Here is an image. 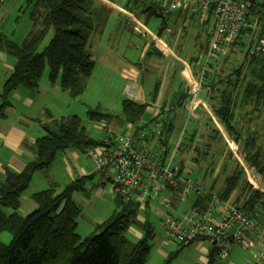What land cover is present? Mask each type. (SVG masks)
<instances>
[{"label":"trees","instance_id":"trees-1","mask_svg":"<svg viewBox=\"0 0 264 264\" xmlns=\"http://www.w3.org/2000/svg\"><path fill=\"white\" fill-rule=\"evenodd\" d=\"M28 3L32 5V27L25 40L16 44L0 39V46L16 61L1 95L2 116L11 105L10 96L14 91L39 87L46 67L49 68L52 83L59 79L63 91L74 98L82 96L95 68L94 56L89 48L91 35L94 32L100 35L104 33L112 12L111 7H98L95 0H28ZM262 8L263 0H251L247 19H259L261 24ZM144 11L147 19L151 16L162 18L163 25L159 34L168 29L167 18L172 15L171 12L180 11L190 16L188 8L169 10L164 8L163 2L151 3ZM260 24L254 31L244 28L224 56L217 53L210 59L207 45L206 66H212L215 60L226 61V57L236 47L240 48L244 59L226 80H220L221 87L212 81H206L210 82V87L205 85L208 91L219 92V104L214 106V113L234 141L243 144L252 176L257 180L264 177V152L262 148H256L253 136L249 135L243 140L237 123L240 119L239 110L253 105L254 110L258 111L264 105V54L251 53L260 36ZM51 32L53 37L45 49L40 51L41 44ZM208 37L210 41V35ZM157 94L156 88L155 98ZM147 107V104L135 100H125L122 104L124 121L138 124ZM88 117L99 122L112 118L109 113L99 109L90 110ZM43 127L46 135L36 141V159L29 162L21 172L7 169L6 178L0 184V235L4 232L12 235L10 244L0 242V264H146L151 252L148 238L153 237V231L149 223L139 222L138 213L142 204L137 199L130 202L117 199L118 211L97 224L93 234L85 238L77 233L82 210L73 198L74 193L84 191L83 180L72 182L61 192L53 187L33 194L32 200L37 207L25 216L19 213L22 195L30 186L34 174L50 168L59 152L67 149H92L102 144L91 137L76 115L52 120ZM241 178L242 172L234 171L226 178L216 196L223 202L238 206L263 224L264 191L261 186L254 184L255 188L251 184L244 190V200L238 196L235 202L231 201ZM166 187L174 190L168 185ZM4 209H11L13 213L7 214ZM135 225L146 231V237L137 241L128 237L129 230ZM175 256V253L170 254L165 264H170ZM208 264H216L214 248L211 249Z\"/></svg>","mask_w":264,"mask_h":264},{"label":"rangeland","instance_id":"rangeland-1","mask_svg":"<svg viewBox=\"0 0 264 264\" xmlns=\"http://www.w3.org/2000/svg\"><path fill=\"white\" fill-rule=\"evenodd\" d=\"M105 1L110 3L107 4ZM162 2L163 0H95V4L98 7H111L112 12L110 13L107 28L110 30L109 34L113 30L112 33H114V36L110 38L109 44L105 42L100 44L99 41H101V39L104 40L105 37H102V35L96 32L91 35L89 48L94 56L95 68L88 79L86 91L82 96L76 98L65 91L64 93L62 92L63 97L65 96L63 100L67 102L64 101L63 103L65 105L62 106H57L52 102L51 105L48 106L50 107L49 112L51 115H60V117L64 116L66 118L69 116L67 114L68 112L71 113V115H76L81 119L82 126L86 128L91 137L99 141L104 132L98 130L101 122L93 121L88 117L90 110L99 109L101 111L103 110L105 113L121 115L122 104L125 100H135L138 96L149 99L154 96L158 83L164 85L165 82L167 83V80L170 79L172 81L177 80L179 83V72L183 73L184 70L183 60L188 59L187 61H189L192 57H199V61H201V44H209L208 30L200 27L197 22L187 14L185 18L182 16L183 20L179 19V23L175 25L177 18L171 15L167 18L168 28L175 29L174 34L169 36L168 31L159 34L163 25L162 18L151 16L147 19V14L144 10L151 5V3ZM31 10L32 5L28 3V0H3V2H0V39L21 44L32 27L30 20ZM173 14H176V11ZM138 29H140L139 32H137ZM198 34H201L202 37L198 38ZM203 35L205 37H203ZM159 36L162 37L161 39L165 40L170 48L162 47L164 48V50H162L160 47L156 46ZM52 37L53 32L49 33L43 41L40 46V51L45 49ZM172 41H176L177 46H172ZM146 45L150 48L151 45L154 46V49L151 50L152 55L142 56V51ZM112 51H114L115 57L112 56L108 58ZM150 56H152L151 60ZM123 57L128 58L135 65L128 66L125 64ZM226 59V61H212L213 65H209L210 67L208 66L203 74L199 73V75H195L196 78L192 80V88L195 89L194 95L199 93L202 89L208 90L210 82L206 81H212L213 84L215 83L214 85L221 87L220 80H226L228 75L240 65L244 59V54L240 51L239 47H236ZM168 61H170L169 65L171 62L175 63V69H171L170 66L166 68ZM105 62L120 67L119 70L115 67L120 75L118 76L117 71L114 69H110V67L106 68ZM153 62H155L157 66H155ZM202 63L204 64V60L201 61V64ZM123 67H125V69H122ZM177 68H179V70ZM175 71L179 76H177ZM5 72L6 69L0 62V80L4 77ZM44 74V76L48 75L49 80L48 67H46ZM43 78L40 80V91L44 89ZM49 81L45 84H48ZM55 83H57V81ZM1 85L2 84H0V88ZM205 85H208V87ZM218 95L219 92L217 90L209 91L208 98L210 104L208 103L206 106L208 116L204 123L206 125V129H204L205 133L196 136L197 140L194 145V147H196L192 150H189L187 147L191 144V135L199 128V122L196 126V124H194V117L192 116L197 114L201 109L200 107L203 105L195 98L193 102L187 100L184 106L179 110V112L184 114L183 119L178 124L183 134L180 132L176 135H185V141L179 153L177 152L174 156L175 161L173 165L183 163V177L194 182L202 189L203 193L202 195H197L196 189L194 190V188H192L188 191L187 198L183 199L181 194L183 191L178 192L173 199L175 204H177L174 210L172 209L173 207L170 209L161 205L162 194L153 196V198L149 200L150 205L147 210H139L138 218L143 217L147 219L153 231V237L148 238L151 252L146 264H165L168 258L162 255L161 250L168 251L169 254H176L170 264H190L191 258L187 256V253L189 250H192L193 247L181 249L178 244L169 241L162 221L165 215L168 214L175 218H182L190 212L196 199L199 196H205L206 192L211 189H214L216 192L214 194L218 195V192L225 184L226 178L231 176L234 171L238 170L242 172V178L238 189L231 198L232 202H235L238 196H241L244 200L246 194L244 190L251 184H255L257 187L261 186V189L264 191V177L257 180L252 176V170L250 164L246 160L243 144H237L234 141L233 137L227 132L214 113V106L219 104ZM43 100L44 97L40 102ZM238 113L240 119L238 120L237 126L243 134V140L249 135L253 136L256 148L260 147L264 152V105L258 111L254 110L253 105H247L242 110H239ZM47 119L46 117L42 118L45 122H47ZM162 119L165 118L162 117ZM146 121H148V119H146ZM81 180H83V188L85 187V191L88 190L89 192L83 193L85 191H80L74 193V195L81 194L79 196L84 195L87 196L88 199H91V205L80 206L82 213L78 218L79 227L77 233L81 235L82 238H85L92 235L94 231V229L90 228V219L103 217L105 215L104 219L107 220L118 211V208L116 200L111 194V184H101L100 173L95 174L93 178ZM111 206H113L114 209L109 212V214H106ZM262 220L264 225V219ZM134 229L142 233V238L146 237V231H142L143 229L140 226L135 225ZM7 234L10 235V241L4 244H10L12 241V235L10 233ZM128 237L133 241L137 240L136 237L130 233ZM253 250L256 253L259 251V248L256 247ZM246 258L252 259L251 261L256 260H254L251 254H247ZM217 262H219V260Z\"/></svg>","mask_w":264,"mask_h":264},{"label":"crops","instance_id":"crops-1","mask_svg":"<svg viewBox=\"0 0 264 264\" xmlns=\"http://www.w3.org/2000/svg\"><path fill=\"white\" fill-rule=\"evenodd\" d=\"M171 13L173 17L175 16L177 18L175 25L179 23V19L183 20L182 16L184 18L186 17V14L180 11L176 12V14H173L175 12H171ZM107 27L108 24L106 26L104 33L102 34V37H105V39L104 40L101 39V41H99L100 44L104 42L109 44L110 38L114 36V33H112L113 30L109 34L110 30H108ZM139 31L140 29L137 30V32ZM165 31H168L169 33L168 35L172 36L175 32V29L169 27ZM198 35H199L198 38L202 37L201 34ZM203 37L205 36L203 35ZM161 38L162 37L160 36L157 38L158 44L156 46L160 47V49L162 50H164V48H170L169 45H167V43L165 42V40ZM171 44L174 47L177 46L176 41L174 42L172 41ZM201 46H202V52L200 51V53L202 54V56L200 57V60L201 61L204 60V64L203 63L201 64V61H199V57H192L189 59V61H187L188 59L183 60L184 70L183 73L179 72L180 74V77H178L180 78L179 83L177 82V80L172 81L171 79L167 80V83L165 82L164 85L158 83L157 84L158 94L156 98L154 94V96L150 97L149 99L140 96H138L135 99V101L148 105L146 113L143 116L141 122L132 125L124 121V117L122 114L113 115L111 113L109 114L112 116V118L103 122L107 123L111 127V129L116 133H130L134 139L135 147L140 152L147 155L149 158H154L157 153L161 152L163 154L164 160L173 157L175 161L174 156L176 155L177 152L179 153V150L182 148L183 142L185 141V135L184 136L176 135L180 132L181 134H183L178 124L183 119L184 114L182 112H179V110L184 106L187 100H191L193 102V100L196 98V100L200 101L203 106L200 107L201 109L197 114L192 116L194 117L195 120L194 124H196V126L199 122L198 124L199 128L196 131H194V134L191 135L192 140L190 146H188V149L192 150L193 148H195L196 146L194 147V145H195V141L197 140L196 136L198 134L205 133L204 129H206V125L204 123L206 122V118L208 116L207 114L208 112H206V106L208 103L210 104L208 98L210 90L208 91L207 89L205 90L202 89L199 93L194 95L195 89L192 88V80L196 78L195 75H199V73L203 74V70L208 68V66H206L208 47L207 44L206 45L201 44ZM153 47H154L153 45H151V48L149 46L147 47L146 45L141 55L142 56L143 55L149 56L150 54L152 55L151 50L154 49ZM112 56L115 57L114 51L111 52L108 58ZM123 59L125 61V64H127L128 66L135 65L128 58L123 57ZM151 59L152 56H150V60ZM0 62L3 64V67H5L6 69V72L4 73V77L0 80V84H2L0 88V108H1V104H2L1 95L3 92V88L5 82L12 74L16 63L13 57L7 55L5 49L2 48V46H0ZM169 62L170 61H168V64H166V68H169L170 66L171 69L172 68L175 69L174 68L176 67L174 66L175 63L171 62L169 65ZM104 64L106 68L110 67V69L112 68L115 71H117V69L119 70L120 68L117 67L116 65L108 64L107 62H105ZM153 64L157 66L155 62H153ZM115 67H117V69ZM122 69H125V67H123ZM177 69L179 70V68ZM117 73L119 76L120 74L118 71ZM176 74L177 76H179L177 72ZM44 75H43L44 78L42 77L43 86H44L43 91H40L41 90L40 84L37 89H33V90L19 88L16 91H14L10 96L11 105L5 110L4 116H2L0 112V184L6 178L7 169L12 170L14 172H21L29 162L36 159L37 157V153L35 151L36 141L40 137L46 135V130L44 129L43 125L48 124L55 119L66 118L64 116L60 117V115L53 116L49 112L50 107L48 106H50L52 102L57 106H62L65 105L63 102L66 100H63L65 96L63 97L64 91L60 86V80L58 79L57 83L52 84L49 81L50 79L48 80V75L46 76ZM47 81H49V83L45 84L47 83ZM43 97L44 100L40 102V100ZM67 114L69 115L67 117L74 116L71 115V113L69 112ZM44 116L48 118L47 122L42 120V118H45ZM162 117H164L166 120L162 119ZM146 119H148V121H146ZM98 130L101 131L100 128ZM159 131H161V134H158ZM107 137H108L107 134L103 133L102 138L99 139V141L103 142ZM90 150L91 149H67L65 151H61L58 153L54 163L50 168H48L47 170L37 171L33 176L30 186L22 195L21 208L19 210V213L22 216H25L31 213L37 207L36 203L32 200L33 194L37 193L36 190H42V189L46 190L56 187L57 191L61 192V190H63L70 183L85 178H93L97 173H100L101 184L109 183V181L100 172V170H98L94 160L90 157ZM172 168L178 172V175L182 179L188 180L185 179L182 174L184 170L183 163H179L177 165L172 164ZM182 185L184 184L183 183L180 184L172 191L166 187L164 182L160 181L157 184V190L159 191L158 196L161 194L163 195L161 199V203L164 198H169L171 200L170 209L173 207L172 209L174 210L177 204H175L173 199L175 198V194H177L178 192H182ZM84 191H85V187H84ZM88 192L89 191L86 190L83 193H88ZM202 193H198L197 195H202ZM214 193H216L214 189H211L210 191L206 192L205 196H199L196 199L193 206L191 207V209L194 206L207 207L211 203L212 201L211 195H213ZM111 194L114 197L112 192ZM79 195L81 194L74 195V201L79 207L80 206L82 207L84 205H88V206L91 205V199H88V197L84 196L83 194H82L83 196H79ZM152 198L153 197H149L143 193H139L135 199L141 202L142 205L140 209L146 211L148 206L150 205L149 200H151ZM114 199L117 200L115 197ZM113 209L114 207L111 206L110 210H108L106 214H109V212H111ZM215 209H216L214 211L216 213L215 215L219 219L221 216L220 211L222 207L221 205H217ZM4 210L6 211L7 214L13 213V210L11 209H4ZM104 216L90 219L91 222L90 228L95 229V226L97 224L104 222L105 221ZM138 220L141 223H146V222L149 223L148 220L143 217L138 218ZM78 227H79V223H78ZM7 233L8 232H4L0 235V242L7 243L8 241H10V235ZM129 233L135 236L137 240H140L142 238V233L136 231L134 227H132L129 230L128 234ZM187 247H193V249L189 250V252L187 253V256L191 258L190 264L209 263L210 252L212 249L211 246L207 244L195 243ZM256 247L259 248L257 237L253 234L248 235L246 237L244 245L240 244L234 246L230 256L224 261L217 262L218 260L216 259V264H247L248 262H253L251 261L252 259L246 257L247 254L249 255L251 254L254 257V260L257 259V256L260 251L255 253L253 249ZM161 253L163 256L167 258L170 255L168 251L165 250H161Z\"/></svg>","mask_w":264,"mask_h":264},{"label":"built area","instance_id":"built-area-1","mask_svg":"<svg viewBox=\"0 0 264 264\" xmlns=\"http://www.w3.org/2000/svg\"><path fill=\"white\" fill-rule=\"evenodd\" d=\"M250 2L251 0H163V6L169 10L188 8L192 19L208 30V57L211 59L217 53L224 56L244 28L253 31L258 28L259 19H247ZM262 12L260 36L251 52L253 55L264 54V0ZM99 128L108 137L100 146L90 150V157L111 184L116 199L130 202L138 193L149 197L158 196L157 184L160 181L172 188L183 183V199L187 198V193L192 188L198 193L203 192L194 182L184 180L178 175L172 168L173 157L164 160L163 154L159 152L154 158H149L135 147L130 133H116L105 122H101ZM211 198L212 201L207 207L194 206L182 218L165 215L162 225L168 240L180 247L195 243L207 244L216 250L217 260L224 261L230 256L234 246L244 245L246 237L253 234L257 237L260 252L255 261L247 264H264L262 222L238 206L221 201L216 195ZM161 204L170 208L171 200L163 199ZM217 205L222 207L219 219L214 212Z\"/></svg>","mask_w":264,"mask_h":264}]
</instances>
